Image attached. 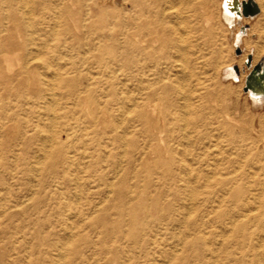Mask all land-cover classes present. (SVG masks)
<instances>
[{"label": "rangeland", "instance_id": "1", "mask_svg": "<svg viewBox=\"0 0 264 264\" xmlns=\"http://www.w3.org/2000/svg\"><path fill=\"white\" fill-rule=\"evenodd\" d=\"M253 1L0 0V264H264V168L209 125L264 126Z\"/></svg>", "mask_w": 264, "mask_h": 264}, {"label": "bare ground", "instance_id": "2", "mask_svg": "<svg viewBox=\"0 0 264 264\" xmlns=\"http://www.w3.org/2000/svg\"><path fill=\"white\" fill-rule=\"evenodd\" d=\"M257 1L260 2V3H262V4L264 3V0H257ZM157 2H158V0H157ZM262 17L264 18V7H263V11H262ZM171 30H172L171 27L164 26V24H162V22L160 21V22H154V23H150V24H145L144 26H141V27H136V25L135 26H132L131 27V31L127 34V37L129 39L130 38H133L134 39L135 36H136V34H137V32H144L146 35H149V36L152 37L151 40L153 42H158V47L154 51L155 52L157 51L158 53H162V51L167 46L169 47L170 46V43H172L171 42L172 41L171 40L172 38L170 36L171 35L170 34ZM183 53H182V55H183ZM31 58H34V57H31ZM182 58H183V56H182ZM50 85H51V83H50ZM50 101H52V100H50ZM53 115H52V117H53ZM54 117H55V115H54ZM209 119H211L210 122H209V125H211L213 122H217V127H219L220 129H223L226 132V136L228 138L227 140L229 141L228 143L230 145L234 144L236 146V148H238L239 150H242L243 154L240 156L241 157L240 158V161L243 163L244 166H247V165H258V166H261L262 168H264V126L263 125H259V128L260 129L257 131L256 135H252V132L254 131V127L253 126H249L248 128H243V129L242 128H239L236 131L233 126L228 125L226 122L221 121V120H216V117L214 115H212V117H210ZM49 122H50V120H49ZM50 128H51V126H50ZM49 131H50V129H49ZM52 132H50V133L48 132L49 134H47L45 136V138H44V141L47 142V143H45L46 145L44 146V149L41 151V154H42L41 157L42 158L49 157L50 159L53 160L55 157H57V155H59L61 153L62 146L59 145V144H57V142L54 140L55 137H54V134ZM187 153H188V151H187ZM37 161H38V159H37ZM39 162H41V160H39ZM51 166H52V164L51 165L49 164V167H51ZM34 174H35V172H34ZM35 175H37V174H35ZM261 179H262V181H264V172H263V176L261 177ZM112 180H114V179H112ZM117 192H118V195L120 196L119 193H121V192H119V190H117ZM263 194H264V192H263ZM263 201H264V197H263ZM263 206H264V202L262 204V208H263ZM67 226L70 228L69 225H67ZM70 232L71 231H69V236H70ZM113 255H115V252H113ZM236 261L238 262V264H241V262L239 260H236Z\"/></svg>", "mask_w": 264, "mask_h": 264}, {"label": "water", "instance_id": "3", "mask_svg": "<svg viewBox=\"0 0 264 264\" xmlns=\"http://www.w3.org/2000/svg\"><path fill=\"white\" fill-rule=\"evenodd\" d=\"M222 13L234 17H252L259 12V8L253 0H223L221 4ZM227 9V11L225 10ZM250 56H247L246 65L250 66ZM257 74V83L260 85V88H264V67H261V64L258 63L254 66L253 70L250 72L249 76L246 78L245 85L252 91V96H256L257 88L252 84L253 78ZM246 90V88H245Z\"/></svg>", "mask_w": 264, "mask_h": 264}, {"label": "snow or ice", "instance_id": "4", "mask_svg": "<svg viewBox=\"0 0 264 264\" xmlns=\"http://www.w3.org/2000/svg\"><path fill=\"white\" fill-rule=\"evenodd\" d=\"M227 11V9H225Z\"/></svg>", "mask_w": 264, "mask_h": 264}]
</instances>
